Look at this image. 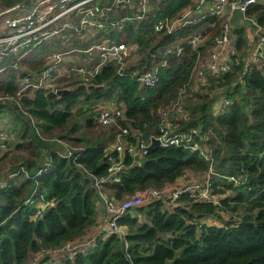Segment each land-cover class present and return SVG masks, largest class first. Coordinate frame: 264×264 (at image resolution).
I'll use <instances>...</instances> for the list:
<instances>
[{
	"label": "trees",
	"instance_id": "1",
	"mask_svg": "<svg viewBox=\"0 0 264 264\" xmlns=\"http://www.w3.org/2000/svg\"><path fill=\"white\" fill-rule=\"evenodd\" d=\"M25 1L27 5L31 2L0 0V11ZM197 1L157 0L156 8L143 20L136 19L123 31L109 34L119 41L139 44L141 52L150 49L142 64L148 61L151 66L153 61L167 60V65L159 68L161 80L157 85L144 87L130 74H119L117 65L108 62L91 81L71 82L65 88L72 89L61 95L58 89H28L17 99L19 102L0 103L2 122L7 111L16 114L12 127L20 140L14 149L10 135L0 142V183L7 181L0 189V264H31L42 249L84 241L87 231L98 222V192L103 197L124 200L138 191L166 188L189 170L206 173L210 167L219 176L211 178L212 193L233 190L234 195L228 194L218 203L196 199L189 193L182 194L174 205L168 196L149 200L136 208L137 214L131 212L118 220L127 229L123 238L116 234L99 237L86 251L74 257L69 254L56 264H264V69L249 64L242 82H238L246 64L250 28H237V64L219 77L209 76L201 88L210 80L217 82L225 88L223 95L229 103L216 112L213 108L217 100L209 93H195L200 99L197 102L186 100L194 96L191 93L195 92L199 51L203 55L206 52L205 47L193 48L189 37L206 24V30L201 32L212 43L220 23L208 15L173 33L157 31L155 26L166 18L180 17ZM246 15L264 28V0L250 5ZM177 41L183 42L179 55L166 58L159 53ZM4 63L0 64V68L6 66L0 72V96H17L21 77L18 74L27 72L21 73L18 67ZM42 63L33 64L30 70H39ZM184 88L186 97L180 100L183 112L174 115L175 130L197 128L210 134L205 153L175 145H152L141 161L128 153L123 155L125 167L118 173L119 181L112 176L98 183L110 175L112 162L106 147L113 136L107 139V133H103V138L93 132L98 125L94 117L101 108L91 117L96 104L102 99L124 103L125 117L118 126L111 127L112 135L121 125L150 140L151 133L157 136L159 131V110L179 101ZM76 112L85 115V120H78ZM55 137L81 149L67 158L60 154L62 147L51 142L50 138ZM44 158L51 162L50 166L40 164ZM9 164L12 172L26 168L28 176L21 172L7 178L11 172L3 173ZM40 168L44 170L37 174ZM231 176L237 181H230ZM32 196L34 202L26 203ZM42 197L52 203L35 219V203ZM240 208L244 214L239 221L221 215L226 209ZM212 218H219L222 224L205 222ZM37 264L53 263L46 256Z\"/></svg>",
	"mask_w": 264,
	"mask_h": 264
},
{
	"label": "built area",
	"instance_id": "2",
	"mask_svg": "<svg viewBox=\"0 0 264 264\" xmlns=\"http://www.w3.org/2000/svg\"><path fill=\"white\" fill-rule=\"evenodd\" d=\"M156 1L33 0L31 2V10L26 9L31 3L27 5L25 1L2 12V14H8L12 11H23V14L16 13L7 18V29L0 34V64L6 61L4 64L7 66L13 63V66L19 67V64L33 55V52L39 49L42 44L52 39L60 41L62 46H59L60 48L53 47L47 52L44 59H41L43 63L39 70H29L23 77H19L20 89L17 96L1 95L0 103L19 102L17 99L28 89H32L33 92L40 89H51V82L63 75V64L72 53H77V58L91 61L89 64H81L77 61L71 62V66L66 69L71 74L73 82L81 80L91 81L101 72L103 66L108 62H113L117 65L119 74H130L144 87L157 85L161 80L159 68L160 66H166L167 60L164 59L160 63H155L145 70L141 69L139 65H129V59L137 53L140 47L139 44L119 41L116 37L109 36L112 31H123L128 23H133L136 19L143 20L147 13L156 8ZM259 2L261 0H198L193 7L180 17L166 18L159 22L155 29L173 33L183 26L198 22L196 15H201L204 18L208 15L215 17L220 23L219 32L215 36L213 46L206 57L199 51L195 71L196 79L207 80L209 76L219 77L232 71L234 65L237 64L239 51L234 43V30L229 23V18L233 9L239 8L244 13L245 19L251 22V26L248 28L252 30L255 36L254 54L246 59V64L239 74L238 82H242L249 64H256L261 69H264V28L257 23L255 18L246 15L249 6ZM204 5H208V8H204ZM117 9L126 10V12L120 17L114 16L113 12ZM133 11L134 14L131 13ZM205 39L204 32L199 31L189 37V42L193 48L199 50ZM65 44H71V46L67 48ZM182 51L183 42H174L165 46L159 53L169 58L179 55ZM3 68H6V66ZM186 93L187 89H182L179 101L159 110V131L157 136H152L150 140L142 137L139 131H134L121 125L118 127V131L106 147L109 160L112 162L110 175L101 179V181L98 180V183L112 176L119 181L118 173L125 167L122 163L123 155L128 153L136 161H141L151 148L153 139H159V144L163 146L175 145L187 148L193 152L201 151L203 154L205 153V141L208 140V137H206L207 133H203L197 128H192L189 131L175 130L174 115L183 112L180 100L185 99ZM228 103L229 100L224 95L222 105H227ZM124 117L125 105L124 103H118L114 108L99 110L94 118L95 123L99 126L109 127L118 126ZM8 137L9 134L0 128V142ZM50 140L55 142L56 146L62 147L60 154L67 158L72 157L78 149H81V147L72 146L57 137L50 138ZM114 153L117 156H114ZM205 156L210 160L206 154ZM44 164L48 167L51 162L46 160ZM43 170L44 168H40L37 174L42 173ZM21 172L25 173L26 176L29 174L26 168L21 167L8 174L7 178L19 175ZM216 175L217 173L210 167L206 172L202 188L199 184L173 189H170V186L163 189L149 188L145 191H138L124 200L104 196L105 212L109 214V221L107 224L100 226V236L116 234L123 238L127 234V229L121 226L118 220L149 200H158L169 194L168 197L177 202L178 198L184 193H189L192 197L199 200H210L208 185L211 178ZM229 180L237 181L234 176L229 177ZM6 185L7 181H3L0 183V189ZM210 201L213 200L211 199ZM33 202V196L26 200V203ZM36 203L43 204V207H40V209L36 208L35 219L52 202L45 201L42 197ZM91 243L92 241L84 240L77 244H67L61 248L42 249L36 254L31 264H37L46 256L52 258L64 249H68L70 256L74 257L77 253L84 252ZM125 246L128 247L127 242H125Z\"/></svg>",
	"mask_w": 264,
	"mask_h": 264
},
{
	"label": "rangeland",
	"instance_id": "3",
	"mask_svg": "<svg viewBox=\"0 0 264 264\" xmlns=\"http://www.w3.org/2000/svg\"><path fill=\"white\" fill-rule=\"evenodd\" d=\"M33 0H31V2H32ZM30 2V3H31ZM31 5H32V3L29 5V6H27V10L28 9H30L31 10ZM1 10V9H0ZM2 12H4V11H0V34L1 33H3V32H5L6 31V22H7V18H9L10 16H12V15H15L16 13H19V14H23V11H20V12H18V11H12V12H10V13H8V14H5V13H3L2 14ZM124 12H126V10H121V9H117V10H115L114 12H113V14L114 15H123V13ZM2 14V15H1ZM66 45V44H65ZM64 45V46H65ZM59 46H62V43L60 42V41H58V40H56V39H52V40H50V41H48V42H46L45 44H44V46H42V47H39V49L37 50V52H33V55H31L30 57H28L25 61H23L22 63H20L19 64V67H18V70L22 73V72H28V70H30V67L36 62V60H37V58H40L39 60L40 61H42L41 60V58L43 57V56H45V54H47L46 52L48 51L49 52V50H51L53 47L54 48H60ZM67 46V48H69L70 46H71V44H67L66 45ZM150 49H147V51H145V52H141V47H139L138 48V51H137V53L132 57V58H130L129 59V62H128V64L129 65H140V63H142L143 62V60H145L146 59V57H147V54H148V51H149ZM76 55H77V53H72L71 55H69L68 57H67V61L68 60H71V59H73V58H75L76 57ZM155 62V61H154ZM153 62V63H154ZM10 65L11 66H13V63H10ZM3 70H5V68H0V72L1 71H3ZM19 76H24V74H18ZM212 78V76H210L209 77V79H211ZM59 83V82H58ZM58 83L56 82V84L58 85ZM19 86H20V84H19ZM196 88V87H195ZM202 88V84L201 83H199V86L196 88V90H195V92H192L191 94L192 95H194V96H192L191 98H190V96L188 97V98H190V99H186V100H190L189 102H197V100H200L199 98H197V96H195V93H197V92H199L200 94H206V93H209L212 97H214V98H216V100L218 101L217 103H216V105L219 107V104H220V101H221V96L220 95H218V93H216V91L218 90V89H224L225 90V88H221L220 86H219V84L217 83V82H214V83H212V80H210V83H209V85H207L206 87H203V89H201ZM224 97V96H223ZM222 97V98H223ZM188 102V103H189ZM219 103V104H218ZM10 105V104H9ZM81 105H83V103H81ZM97 106H96V110L92 113V114H94L93 116L91 115V117H94L95 115H96V113L98 112V108H99V105L98 104H96ZM215 105V104H214ZM102 107V106H101ZM98 109V110H97ZM214 109V108H213ZM215 110V109H214ZM216 111V110H215ZM76 114H78V117H77V119L78 120H81V121H84L85 120V118H86V116L85 115H83V114H80V113H77L76 112ZM5 115L6 116H3L2 115V118L4 119V122H2L1 121V118H0V128L1 129H7V131H8V133H9V135H10V138H11V143H10V145L11 144H13V146H11V147H13V149H14V146H15V144L17 143V142H19L20 140H19V138H17L16 137V135L14 134V131H13V128L14 127H12V124H14V123H16V118H15V116H16V114L15 113H9L8 111L5 113ZM10 121V122H9ZM9 123H11V124H9ZM83 124V123H82ZM19 125V127H21V123H19L18 124ZM2 126H4L5 128H3ZM14 126H15V124H14ZM110 127H113V126H109V127H103V126H99V125H96V127H95V129L93 128L92 130H93V132H97V135L99 136L100 135V137H103V138H105L106 136H107V134L109 133V132H111V130H112V128H110ZM84 131H86L85 129H84ZM11 133V134H10ZM103 133H107L106 134V136H105V134H103ZM103 134V135H102ZM89 135V134H88ZM97 135H94L95 137L97 136ZM206 137H210V134H208V135H206ZM13 151H15V150H13ZM0 156H1V153H0ZM11 156H13V152H12V154H11ZM44 162H45V158L43 159V160H41L40 161V164H44ZM11 166L12 165H8V166H6V168H5V170H4V172L5 173H3V175L4 174H8L9 172H12L10 169H11ZM192 172V171H191ZM2 175V176H3ZM191 176H194V177H198L197 179H199L200 181L199 182H195V183H193V184H199L200 186H201V188H202V184L204 183L203 182V177H204V172H192V174H191ZM202 176V177H201ZM216 177H219L218 175H216ZM205 178H206V174H205ZM204 181H205V179H204ZM5 184V183H4ZM212 190H213V183L210 181V183H209V185H208V193H209V197H210V200L212 199L214 202H219L222 198H224V197H226V196H228V194H232V195H234L235 193H234V191L233 190H229V191H227L226 193H212ZM168 196H169V194H168ZM200 200H203V199H200ZM210 200H207V201H209L210 202ZM174 202H176L175 200H171L170 201V204L171 205H174V204H176V203H174ZM37 209L39 208L40 209V207H43V204H41V203H36V206H35ZM242 214H244V210L242 209V208H240L238 211H231L230 209H226L225 211H221V215H222V217L223 218H227V219H233V220H235V221H239L240 219H241V216H242ZM205 222H208V223H210V224H222V220H220L219 218H212V219H207ZM100 237H102V236H100ZM105 237V236H104ZM95 245V244H94ZM93 246V245H92ZM92 246H88V247H86V250L87 249H89L90 247H92ZM85 250V251H86ZM61 251H63V250H61ZM59 254V253H58ZM57 255V254H56ZM56 255H54V256H56ZM53 256V257H54Z\"/></svg>",
	"mask_w": 264,
	"mask_h": 264
},
{
	"label": "crops",
	"instance_id": "4",
	"mask_svg": "<svg viewBox=\"0 0 264 264\" xmlns=\"http://www.w3.org/2000/svg\"><path fill=\"white\" fill-rule=\"evenodd\" d=\"M208 4H210V3H208ZM204 8H208V5L206 6V5H204ZM200 15V14H199ZM196 18H197V20H202L204 17H202L201 15L200 16H198V15H196ZM204 30H206V24L205 25H203L197 32H199V31H204ZM247 33L250 35L249 36V46L247 47V49H246V55H247V57H246V59H248V58H250L251 56H253V54H254V43H255V36H254V33L252 32V30L250 29V30H248L247 31ZM178 43H181L182 41H177ZM213 43V42H212ZM212 43H209V36L208 35H206V39H205V42H202V47H205L206 48V52H204V57H206L207 55H208V52L211 50V48H212V46H213V44ZM161 51V49L159 50V52ZM48 52V51H47ZM46 52V53H47ZM46 55V54H45ZM44 57L45 56H43L41 59H44ZM40 58H37V60H36V62L34 63L35 65L36 64H39V62H40V60H39ZM264 60V59H263ZM72 61H77L78 63H85V64H89L91 61L90 60H88V59H81V58H77V56L75 57V58H73V59H71V60H68V61H66V62H64V64H63V67H64V73H63V75L62 76H60V77H58V78H55L52 82H51V85H50V88L51 89H59V88H65V86L67 85V84H69V83H71V82H73V80H72V78H71V74L69 73V71H68V69H66L68 66H71V62ZM248 61V60H247ZM154 62V61H153ZM151 63V65H153V64H155L156 63V61L154 62V63ZM143 63V62H142ZM142 63H140V65L139 66H144V69L143 70H145L146 68H148L149 67V63H148V61L145 63V64H142ZM133 66H136V65H133ZM56 82L58 83V85L56 84ZM207 82V80L206 79H196L195 81H193V86H195L196 88L199 86V83H206ZM196 88L194 89L193 88V90H196ZM216 93H218V95H220L221 96V101H220V104H219V107L215 104V106H214V109L216 110V112H218V111H220L222 108H223V105H222V100H223V93H224V89H218L217 91H216ZM218 102V101H217ZM216 102V103H217ZM100 107V110H102V109H104V108H114L118 103L117 102H115L114 101V99H107V100H104V99H102L101 101H99L98 103H97ZM156 117H157V120H158V118H159V115L157 116L156 115ZM111 128V127H110ZM114 137V134L112 135V133L111 132H109L108 134H107V139H109V138H111V137ZM151 137L152 136H155V133L154 132H152L151 133V135H150ZM109 137V138H108ZM113 137L107 142V144H109L111 141H112V139H113ZM192 172H194V171H192ZM192 172H191V170H189V171H187V173L185 174V175H183V176H181V177H179L177 180H176V182L174 183V184H171L170 185V189H173V188H176V187H184V186H188V185H191V184H193V183H195V182H199L200 180L199 179H197L198 177H194V176H191V174H192ZM205 172H204V177L202 178L203 179V182H204V179H205ZM202 177V176H201ZM132 213H134V214H137L136 213V209L135 210H133L132 211ZM142 219H143V216L142 215H139ZM108 221H109V214H107L106 212H105V208H104V206L102 205V203L100 202L99 203V218H98V222H97V224L96 225H94L93 227H91L88 231H87V233L85 234V236L82 238L83 240H87V241H92V243H91V245L90 246H92V245H94V244H96V240H97V238H99L100 237V226L102 225V224H107L108 223ZM69 255V251H68V249H64L63 251H61L59 254H57L56 256H54V257H52L51 258V262L53 263V264H56V263H59L62 259H64L66 256H68ZM31 259H32V256H31Z\"/></svg>",
	"mask_w": 264,
	"mask_h": 264
},
{
	"label": "water",
	"instance_id": "5",
	"mask_svg": "<svg viewBox=\"0 0 264 264\" xmlns=\"http://www.w3.org/2000/svg\"><path fill=\"white\" fill-rule=\"evenodd\" d=\"M229 23L233 30L237 28H243V27L248 28L251 26V22L245 19L244 13L239 8L233 9L230 15V18H229ZM71 89L72 87L60 88L57 90V93L61 95L62 93L69 91ZM31 132L33 135H35V129L33 127L31 128ZM159 143H160L159 139H153L152 145L154 146ZM98 197L100 199V202L105 208V201H104L103 195L100 192H98Z\"/></svg>",
	"mask_w": 264,
	"mask_h": 264
}]
</instances>
